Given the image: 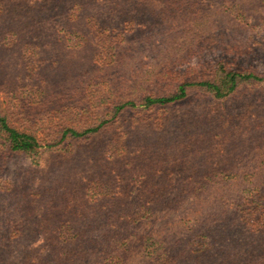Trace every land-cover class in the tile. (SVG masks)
<instances>
[{"label":"trees","instance_id":"obj_1","mask_svg":"<svg viewBox=\"0 0 264 264\" xmlns=\"http://www.w3.org/2000/svg\"><path fill=\"white\" fill-rule=\"evenodd\" d=\"M211 3L0 0V171L42 147L52 158L50 177L3 190L0 264H264V156L242 155L229 129L220 147L225 111L212 124H169L170 137L163 124H111L194 98L218 107L264 82L227 58L242 48L230 32L201 24ZM212 44L222 60L180 68ZM32 109L70 126L37 136L12 125L41 124ZM73 145L88 154L62 178Z\"/></svg>","mask_w":264,"mask_h":264},{"label":"rangeland","instance_id":"obj_2","mask_svg":"<svg viewBox=\"0 0 264 264\" xmlns=\"http://www.w3.org/2000/svg\"><path fill=\"white\" fill-rule=\"evenodd\" d=\"M239 8H242L243 12L239 10ZM201 24L209 28L213 34L217 27L230 32V40L228 41L230 47L235 48L237 46H242V48L240 51L236 50V54L225 53L218 47L219 44H215V46L212 44L207 49H203L197 55L183 62L180 66L182 70H187V68H191V70L195 68L202 70V66H209L210 64L222 60L224 58L223 53H225L228 59L232 60L234 56L238 58L236 61L239 62V68L248 69L257 74L264 75V0H212L210 5L207 4L206 13L202 15ZM194 26L196 27L195 24L193 28H195ZM232 33L235 34V38ZM176 41L179 43V40ZM145 64L149 67L153 64V61L147 59ZM197 75L198 74L195 75L196 79L199 77ZM3 87H0L1 107L5 106V103L3 104V96L5 94ZM245 91L246 95L244 96L239 95L235 98L230 97L223 103L218 101V107L209 99L202 101L195 98L188 103H178L172 105L167 110L161 111H143L141 109L142 107H140L130 118H125V120L121 122H113L111 124H163V127L159 130L155 127V129L158 130L157 133L170 137L174 134L172 130H174L175 127L169 124H179V122H184L185 124H191L192 122L212 124L213 120L218 117L216 112L223 110L225 111L224 118L220 121V127L218 128V130L223 128V132L220 133L222 137L218 140L220 147L223 149L221 144L228 145L229 137H225V134L229 129L238 135V137L230 136V138L239 146L238 148L241 149L244 147V150L241 149L242 155L256 156L262 154L264 156V82L257 83L254 87H250L248 91L245 89ZM32 110H30L32 118H35V120L41 124H25L22 120H18L20 121L18 124L12 125L24 130L32 128L31 130H34L37 136H41L50 128L66 125L70 126V124H58L60 123L58 120L54 121L55 119L45 115L39 116L36 110ZM96 112L97 110L93 111L91 113L92 116L87 120V124L83 125L93 126L96 123ZM227 112L229 114H227ZM35 114L38 116H34ZM52 121H54V123H52ZM232 123L238 124V128L233 130V128H231ZM81 124L82 123L77 125L79 126ZM259 124L262 126L257 129L256 126ZM115 128L116 126L106 131L103 137L110 136ZM92 144L96 146L97 141L94 140ZM88 145L89 143H87V146ZM252 145H258L260 148L256 151L255 146L251 147ZM72 147L77 151L76 154L73 155L74 159L68 160L61 169L55 172H61L62 178L73 176L75 170L70 167L74 166L78 169V167L85 162V158L88 154L84 149V145L79 147L73 145ZM213 155L215 157L219 156L220 152H214ZM51 159L50 154L42 147L34 160L31 157L18 156L11 160L6 169L0 171V211L4 210L3 205L6 201L2 200L1 196L3 190L8 187V184H20L22 180H26L29 177L28 179L31 187L36 186L42 176H51L50 171L52 169H49ZM72 171L73 173L71 174ZM74 177L77 178V174ZM176 178L177 175L170 177L173 185L176 184ZM3 217V214H0V218ZM39 243L40 239H37L27 245L36 246ZM24 246H26V244L22 245L21 243L20 247Z\"/></svg>","mask_w":264,"mask_h":264}]
</instances>
